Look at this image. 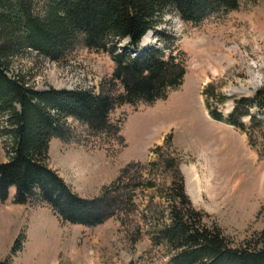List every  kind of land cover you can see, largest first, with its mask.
<instances>
[{"label": "rangeland", "instance_id": "374dc122", "mask_svg": "<svg viewBox=\"0 0 264 264\" xmlns=\"http://www.w3.org/2000/svg\"><path fill=\"white\" fill-rule=\"evenodd\" d=\"M157 32L148 34L141 49L185 59L181 87L152 104L117 105L110 121L118 130L112 132L97 134L69 116L66 139L51 142L50 164L74 191L90 199L101 198L106 186L114 192L117 199L104 205L111 214L94 226L63 222L46 205L14 203L12 188L0 203V261L23 234L13 264H170L173 251L155 234L169 222L177 174L185 177L190 200L205 214L203 222L221 227L232 245L264 231V113L252 107L256 120L244 116L241 130L211 118L202 94L212 82L215 92L228 96L219 106L228 114L235 100L264 89V0H240L236 9L213 13L196 25L168 12ZM126 42L120 41V48ZM114 69L108 53L85 47L63 63L31 48L9 61V73L38 90L117 93ZM7 139L0 136V162L8 159ZM127 164L129 175L117 181Z\"/></svg>", "mask_w": 264, "mask_h": 264}, {"label": "trees", "instance_id": "16d2710c", "mask_svg": "<svg viewBox=\"0 0 264 264\" xmlns=\"http://www.w3.org/2000/svg\"><path fill=\"white\" fill-rule=\"evenodd\" d=\"M239 1L0 0V120H4L0 136L8 138V159L0 162V203L15 187L16 204L46 205L63 222L72 224L102 223L111 214L104 205L113 203L117 196L107 186L101 198H86L74 191L50 164L52 139H66L65 120L69 116L97 134L108 133L117 129L110 121L117 105L166 99L184 83L186 60L153 47L142 50L144 38L150 32L159 33L168 12L196 25L213 13L236 9ZM122 40L127 42L120 48ZM79 47L112 57L115 69L111 81L119 83L117 93L53 87L38 90L23 76L9 73L10 59L27 48L63 63ZM212 86L209 82L204 87L203 96L213 119L245 130L244 116L256 120L250 113L252 107L264 113V89L254 97L235 100L233 109L224 114L219 106L228 96L215 92ZM166 144L167 140L155 151ZM130 168L131 164L122 168L117 181L127 177ZM177 175L179 178L171 181L169 222L159 225L155 234L173 251L170 264H264V231L239 246L232 245L221 227L203 222L205 214L190 200L185 177ZM22 238L23 234L0 264H13L22 251Z\"/></svg>", "mask_w": 264, "mask_h": 264}, {"label": "bare ground", "instance_id": "6f19581e", "mask_svg": "<svg viewBox=\"0 0 264 264\" xmlns=\"http://www.w3.org/2000/svg\"><path fill=\"white\" fill-rule=\"evenodd\" d=\"M150 35H147L144 39H145V41H147L148 40V37H149ZM148 42V41H147ZM192 179H195V177H196V174L193 172V174H192Z\"/></svg>", "mask_w": 264, "mask_h": 264}, {"label": "crops", "instance_id": "0c3cea01", "mask_svg": "<svg viewBox=\"0 0 264 264\" xmlns=\"http://www.w3.org/2000/svg\"><path fill=\"white\" fill-rule=\"evenodd\" d=\"M54 139H55V138H54ZM54 139H53V140H54ZM53 140H52V141H53ZM60 173H61V172H60ZM61 174H62V173H61ZM62 176H63V175H62ZM65 179H66V178H65ZM66 180H67V179H66ZM67 181H68V180H67Z\"/></svg>", "mask_w": 264, "mask_h": 264}]
</instances>
